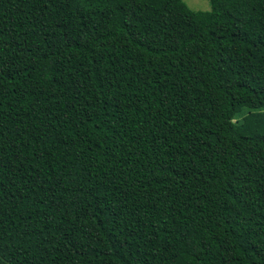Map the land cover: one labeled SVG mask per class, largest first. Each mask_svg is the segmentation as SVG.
<instances>
[{"label":"trees","instance_id":"1","mask_svg":"<svg viewBox=\"0 0 264 264\" xmlns=\"http://www.w3.org/2000/svg\"><path fill=\"white\" fill-rule=\"evenodd\" d=\"M0 0V264H264V0Z\"/></svg>","mask_w":264,"mask_h":264},{"label":"rangeland","instance_id":"2","mask_svg":"<svg viewBox=\"0 0 264 264\" xmlns=\"http://www.w3.org/2000/svg\"><path fill=\"white\" fill-rule=\"evenodd\" d=\"M192 11H208L210 8L209 0H182Z\"/></svg>","mask_w":264,"mask_h":264}]
</instances>
